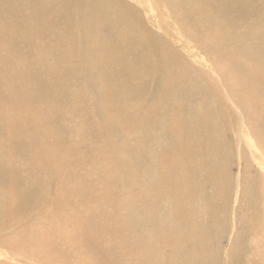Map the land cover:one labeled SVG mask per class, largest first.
Instances as JSON below:
<instances>
[{
  "label": "bare ground",
  "instance_id": "bare-ground-1",
  "mask_svg": "<svg viewBox=\"0 0 264 264\" xmlns=\"http://www.w3.org/2000/svg\"><path fill=\"white\" fill-rule=\"evenodd\" d=\"M262 239L264 0H0V264H258Z\"/></svg>",
  "mask_w": 264,
  "mask_h": 264
},
{
  "label": "rangeland",
  "instance_id": "rangeland-1",
  "mask_svg": "<svg viewBox=\"0 0 264 264\" xmlns=\"http://www.w3.org/2000/svg\"><path fill=\"white\" fill-rule=\"evenodd\" d=\"M138 2H140V3H142L141 1H138ZM148 2H150V1H148ZM153 6H155L156 8H158L159 7V3H153ZM53 120H54V122H55V119L53 118ZM53 130H54V128H52ZM226 139H227V141H230V136L229 137H226ZM238 149V148H237ZM231 157H232V160H237L236 158H235V156L233 155V154H231ZM229 170H230V173L232 174V182H233V179H234V189H233V195H232V202H233V205H232V210L235 208L234 206H236V202H237V200L236 199H238L239 198V184H238V182L236 181L237 180V174H239V173H241V170H242V168H241V165H240V163H239V161L237 162V161H234L233 163H232V165H229ZM231 179V178H230ZM236 182H237V184H236ZM237 189H238V191H237ZM241 202V199L239 200V203ZM238 203V204H239ZM229 209V208H228ZM241 220H242V223H244V218L242 217L241 218ZM67 221V220H66ZM70 232V231H69ZM226 231L224 232V238L222 239V244H221V246H223V248L224 247H228V245H229V241H230V239H231V235L230 236H228L227 238H226ZM24 236L25 235H23L21 238H20V236L19 237H17V239L18 240H25L24 239ZM20 242H22V241H20ZM19 242V243H20ZM259 244H260V246H261V248L262 247H264V239H262L261 241H259ZM10 256V257H9ZM10 259H9V258ZM7 259L8 260H11L12 259V254H7ZM262 259H264V258H262ZM262 259H260V260H258V264L260 263V264H264V260H262ZM42 260V259H41ZM46 262V263H45ZM19 263L20 264H36V262H35V260H32V261H30L29 263H27L25 260H20L19 261ZM39 264H50L49 263V261H48V263H47V261H45V260H42L41 262L39 261L38 262ZM63 263V262H62ZM71 263V262H70ZM66 264H68V263H66Z\"/></svg>",
  "mask_w": 264,
  "mask_h": 264
}]
</instances>
